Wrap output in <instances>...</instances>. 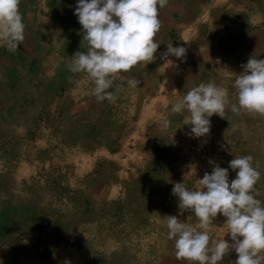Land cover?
Wrapping results in <instances>:
<instances>
[{
	"label": "rangeland",
	"instance_id": "rangeland-1",
	"mask_svg": "<svg viewBox=\"0 0 264 264\" xmlns=\"http://www.w3.org/2000/svg\"><path fill=\"white\" fill-rule=\"evenodd\" d=\"M62 71L71 81L73 72ZM80 78V98L72 83L64 99L48 104L35 98L38 90L29 104V92L20 91L26 106L17 109L16 121L28 128L0 145L9 151L0 156L2 264H194L176 255L167 236L166 215L198 227V218L179 212L173 183L194 190L205 172L217 164L228 168L236 156L253 157L260 172L254 194L264 204V131L213 114L209 133L195 138L187 134L186 111L168 113L170 105L162 103L154 114L152 102L145 107L115 82L108 91L116 100L98 101L89 76ZM162 115L171 121L166 130ZM235 175L228 168L229 181ZM225 219L219 213L212 219L209 246L231 243ZM236 256L229 251L221 264Z\"/></svg>",
	"mask_w": 264,
	"mask_h": 264
},
{
	"label": "clouds",
	"instance_id": "clouds-1",
	"mask_svg": "<svg viewBox=\"0 0 264 264\" xmlns=\"http://www.w3.org/2000/svg\"><path fill=\"white\" fill-rule=\"evenodd\" d=\"M19 0H0V45L15 51L25 38V25L19 11ZM81 25L86 51H76L69 64L73 73L85 72L92 80V94L98 101H115L116 95L108 89L116 74L123 76L140 62L155 59L160 43L154 37L160 29L158 0H76L73 13ZM186 49L181 45L166 44L162 53L165 63L170 55L182 58ZM235 74L233 87L236 102L229 104L228 90L216 83L201 82L189 89L171 105L172 113L186 111L184 125L188 135L199 138L210 131L213 114L223 118L226 106L233 113L241 111L264 114V58L251 55ZM140 81L126 80L130 87ZM120 85L118 87H124ZM171 121L161 116V127L166 130ZM251 155L233 157L228 168L236 171L229 181L228 168L215 165L197 180L198 188L190 190L183 182H175L172 194L177 198L180 213L189 211L198 218V227L178 215H166L167 236L174 241L176 255L194 264H221L229 251L237 253L230 264H261L259 253L264 251V204L256 198L254 185L260 172L251 163ZM217 213L225 217L231 243L219 239L209 246L207 231ZM2 264V262H0ZM64 264H70L65 260Z\"/></svg>",
	"mask_w": 264,
	"mask_h": 264
},
{
	"label": "crops",
	"instance_id": "crops-1",
	"mask_svg": "<svg viewBox=\"0 0 264 264\" xmlns=\"http://www.w3.org/2000/svg\"><path fill=\"white\" fill-rule=\"evenodd\" d=\"M75 6L76 0H19L25 38L15 51L0 45V145L28 128L18 127L16 121L17 109L23 104L20 91L29 92L24 99L29 104L33 89L38 90L35 98L48 104L51 99H64L70 89L67 85L72 83L74 96L80 98L82 72L73 73L74 80L66 81L62 71L69 69L76 51H86L87 42L73 14ZM158 18L161 26L154 39L160 45L155 59L138 63L123 76L114 75L113 82L125 85L136 99L147 102L145 107L152 102L154 114L162 103L170 105L167 110L172 113L171 105L201 82L225 87L229 104L235 103V74L243 70L251 55L264 58V0H158ZM168 43L186 49L182 58L170 55L167 59L174 63L169 66L162 58ZM180 59L186 63L184 69L178 68ZM131 77L140 81L138 86L126 85ZM225 112L224 116L234 115L248 124L244 127L249 131H264V114H237L230 106ZM258 122L259 128H253ZM5 151L0 147L1 158L9 152Z\"/></svg>",
	"mask_w": 264,
	"mask_h": 264
},
{
	"label": "built area",
	"instance_id": "built-area-1",
	"mask_svg": "<svg viewBox=\"0 0 264 264\" xmlns=\"http://www.w3.org/2000/svg\"><path fill=\"white\" fill-rule=\"evenodd\" d=\"M178 65H179V68H180V69H184V68H185V65H186L184 59H180V60L178 61Z\"/></svg>",
	"mask_w": 264,
	"mask_h": 264
}]
</instances>
